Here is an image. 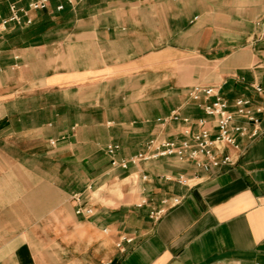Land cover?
Returning <instances> with one entry per match:
<instances>
[{"label":"crops","instance_id":"crops-1","mask_svg":"<svg viewBox=\"0 0 264 264\" xmlns=\"http://www.w3.org/2000/svg\"><path fill=\"white\" fill-rule=\"evenodd\" d=\"M15 1L0 0L2 17ZM262 11L264 0H50L0 29V227L20 229L0 237V264H264V115L211 173L174 158L112 169L104 152L180 140L182 123L157 119L205 118L194 87L263 104Z\"/></svg>","mask_w":264,"mask_h":264},{"label":"built area","instance_id":"built-area-1","mask_svg":"<svg viewBox=\"0 0 264 264\" xmlns=\"http://www.w3.org/2000/svg\"><path fill=\"white\" fill-rule=\"evenodd\" d=\"M50 0H16L8 5V16L0 15V29L4 30L8 24L23 25L31 23L29 13L44 10L48 7ZM69 4H74L82 0H62ZM22 3V5H21ZM24 3V5H23ZM62 4L56 6V10H61ZM23 18H26L23 20ZM255 26L264 29V11H262L254 22ZM257 93H264V89L255 87ZM192 101H199L201 98L204 103L198 104L205 118L191 119L182 116L177 110L172 111L163 119H157L164 124L166 122H179L185 126L182 138L178 141L151 138L147 141L144 148L131 157L118 159L116 154L118 145L107 144L104 152L109 159L112 169H128L140 162H147L161 158H174L179 162L190 163L204 173L215 172L221 167L229 166L233 159L228 149L237 150L239 145L237 138L246 137L256 139L259 136L257 115H264V103L252 106L251 102L244 97L236 98L232 103H228L220 97L213 87H194L189 92ZM212 98V101L208 100ZM207 119L211 125L208 126ZM237 120H242L239 123ZM246 125H250V130ZM52 144L53 142L50 141ZM145 178V177H143ZM180 185L187 186L188 179L184 176L169 178ZM173 204L178 203V199H173ZM163 205L166 201L162 202ZM75 213L79 215H91L90 208L78 206ZM163 213V208L151 210L150 218L157 220ZM120 244H117L119 247ZM253 264H259L257 262Z\"/></svg>","mask_w":264,"mask_h":264},{"label":"rangeland","instance_id":"rangeland-1","mask_svg":"<svg viewBox=\"0 0 264 264\" xmlns=\"http://www.w3.org/2000/svg\"><path fill=\"white\" fill-rule=\"evenodd\" d=\"M43 27L44 28H46V29H55V28H61V27H68V25L66 24H62V23H59V22H55V21H47V22H44V24H43ZM49 34V35H48ZM48 35V36H47ZM47 38H49V39H53L54 38V33H52V32H48L47 33ZM3 151H5V150H3ZM3 159V158H2ZM30 165V163L28 164V167H30L29 166ZM0 167H2V165L0 166ZM50 168L47 166V171L49 170ZM3 182V181H2ZM2 182H0V184H2ZM17 182H21V181H17ZM107 190V188H101L99 191H97V192H94L93 194H92V197L95 199V200H97V201H102V197H101V193H102V191L103 190ZM110 191H112V189H110ZM111 193H113V192H111ZM82 195V194H81ZM81 195H80V197H81ZM76 198H78L77 197V195H72V199H73V201H75L76 200ZM11 214V213H10ZM9 214V216H13L12 214L10 215ZM36 216H37V213H30V221H33L34 222V224H36V222L33 220L34 218H36ZM0 222H2V221H0ZM10 226V225H9ZM8 226V228H5V227H0V237H2V236H4V235H6L5 236V238L6 237H8L9 236V234L11 233V231H19L20 229H17V228H11V226L9 227ZM53 227H49V228H47V230H49V231H47L46 230V232H49V234H46L45 233V228H40V227H38V226H32L30 229H28V230H31L32 232H33V235L35 234V236L37 237V238H45V237H49V235H53L52 233H53V229H52ZM46 235V236H45ZM45 236V237H44ZM3 238V237H2Z\"/></svg>","mask_w":264,"mask_h":264}]
</instances>
